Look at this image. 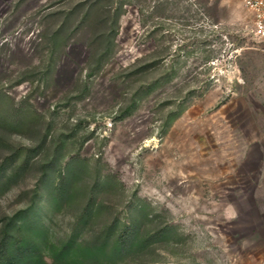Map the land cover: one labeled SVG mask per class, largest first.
Returning a JSON list of instances; mask_svg holds the SVG:
<instances>
[{
    "label": "rangeland",
    "instance_id": "rangeland-1",
    "mask_svg": "<svg viewBox=\"0 0 264 264\" xmlns=\"http://www.w3.org/2000/svg\"><path fill=\"white\" fill-rule=\"evenodd\" d=\"M80 1L0 0V239L37 240L49 264L69 237L106 245L78 264H264V46L244 0H124L91 76L93 29L66 22Z\"/></svg>",
    "mask_w": 264,
    "mask_h": 264
},
{
    "label": "trees",
    "instance_id": "trees-1",
    "mask_svg": "<svg viewBox=\"0 0 264 264\" xmlns=\"http://www.w3.org/2000/svg\"><path fill=\"white\" fill-rule=\"evenodd\" d=\"M125 5L124 0H82L67 12L66 22L70 18L81 14L82 18L79 25L88 24L93 29L91 45L95 51L89 59V76L100 70L115 52L120 19L124 15ZM64 24L58 28L56 36H59ZM161 63V59L136 63L128 72V75L147 73L160 66ZM33 73V70L26 71V76L23 79L32 82L41 79L38 76L33 77ZM163 79L160 78L159 81L148 84L145 88L146 91H151ZM2 142L0 138V146ZM39 148L36 147L32 150H38ZM20 151L22 152V149ZM15 156L18 159L19 154L18 156L15 154ZM27 162V160H24L18 169H22ZM77 177H79V173L74 172L72 168L65 167L64 170H61L58 176L59 181L54 187L56 195L61 199L71 200L78 192ZM97 209H99L98 206L94 203H89L88 210L91 215ZM10 231L9 227L6 228L3 237L0 239V264H49L46 257L40 252V246L37 240L24 237L16 241L11 236ZM137 238L135 229L127 227V229L120 233L117 239L119 246L116 247V252L132 248ZM45 249L48 250L49 257L53 260L54 264H78L82 259H95L107 251L106 245L104 244L85 245L74 237H69L58 243L48 242Z\"/></svg>",
    "mask_w": 264,
    "mask_h": 264
},
{
    "label": "built area",
    "instance_id": "built-area-1",
    "mask_svg": "<svg viewBox=\"0 0 264 264\" xmlns=\"http://www.w3.org/2000/svg\"><path fill=\"white\" fill-rule=\"evenodd\" d=\"M252 14V30L258 42L264 46V0H244Z\"/></svg>",
    "mask_w": 264,
    "mask_h": 264
}]
</instances>
